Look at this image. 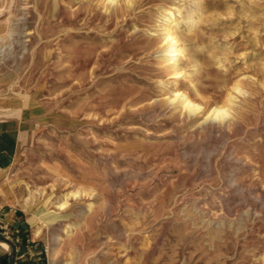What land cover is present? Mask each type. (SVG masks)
<instances>
[{"label":"rangeland","instance_id":"rangeland-1","mask_svg":"<svg viewBox=\"0 0 264 264\" xmlns=\"http://www.w3.org/2000/svg\"><path fill=\"white\" fill-rule=\"evenodd\" d=\"M17 1L9 40H0V118L34 123L6 182L32 232L41 229L34 238L45 264H264V0H203V22L181 29L184 69L200 63L193 84L179 78L183 90L197 102L194 84L206 99L237 81L246 92L237 125L213 137L192 135L188 113L167 100L174 78L162 58L163 14L187 0H136L129 9L121 0L118 11L60 0L58 17L39 0L42 20L35 0ZM72 11L75 20L62 24ZM78 189L87 194L57 220L27 201L57 202Z\"/></svg>","mask_w":264,"mask_h":264},{"label":"bare ground","instance_id":"bare-ground-1","mask_svg":"<svg viewBox=\"0 0 264 264\" xmlns=\"http://www.w3.org/2000/svg\"><path fill=\"white\" fill-rule=\"evenodd\" d=\"M24 1L26 3H29V0H24ZM42 1L44 3V8L45 7L47 8L46 10L49 13L48 14L49 17L51 15L57 16V14L59 13V10L61 9L60 0H42ZM90 1H92V0H90ZM11 2L12 3L6 7H3V5H0V12H1L0 13V15H1L0 16V31H1L0 40L2 42L9 40L8 36L10 34V31L12 30L11 27L13 26V20L15 17V15H14L15 8L14 7L18 1L12 0ZM101 2H102V4H104V7H107L108 10L110 7L113 6L112 9H115L116 11H118L119 7L122 6L121 0H101ZM187 2H188L189 7H187L186 9H179L178 11L176 10L177 12H174L171 10L170 11L165 10V12L167 11L166 15H164L165 13L163 14L165 24H163V32H162L163 38H162V40H163V44H165L166 47H165V50L163 51L164 55L162 58L164 60V64L166 63L169 65V70H170L169 72L172 75V77L174 78L172 80L173 90L170 91L171 95L167 98V100L171 102V105H173L174 108L179 109V107H180L181 109L185 110V112L188 113L187 115L189 117V121H188V123L184 122V124L187 125V127L189 126L188 129H190V130L195 128V130L193 132H191V133H193L192 135H195L198 132L205 134L207 137H213L215 135L217 136V135H222V134L226 135L227 133H229L231 131L232 126L235 127V125H237V122H234V117H235L234 113L236 112L235 104H236V100L238 98V95L244 93V89H243L241 81L235 82L230 88L224 89L221 92L219 97L212 98V99H206V98L202 97L200 95V92H199V87H197L196 84H194L193 88L196 91V94H198V96L201 97L202 102H197L192 97V95L189 92L183 90V86H181V84H179V78H184L187 76L190 77V80L193 84L194 81L192 80V76L197 74L200 71V63H199V59H197V58H192V61H191L192 66L194 68L192 71V74L190 72L187 73L186 70L184 69V66L182 65L183 58L186 57V55H187V50L185 49L184 43L182 41V39H183L182 35L183 34L181 32L182 31L181 29H183V27H187L189 29V31H192L193 29L198 28L199 25L203 22V18L206 14V10L208 7L207 3L203 2V0H187ZM123 3H125L126 8L129 9V8L134 7L136 0H123ZM260 7H262V6H260ZM3 8L6 11L8 9L9 13L4 14V12L2 11ZM41 8H42V6L40 4V1L35 0L32 9L35 10L37 16L42 20L43 19V12H42ZM106 12H107V10H106ZM71 13L72 14H71V16H69L70 18L68 20H66L67 19L66 17L62 18V20H61L62 24L66 23L67 21L72 22L75 20V17L77 16L78 11H72ZM39 18H38V20H39ZM246 18H248V17H246ZM162 23H161V26H162ZM70 35L72 37L80 36V34L76 33V32H71ZM40 36H41V34H40ZM255 39H256V37H255ZM254 41H256V40H254ZM17 43L19 45L23 44L22 42H19V40L17 41ZM192 46H194V45H192ZM199 48H201V47H199ZM199 48H197V49H199ZM210 51H212V50H210ZM215 59L216 60L214 63L217 64L218 67L221 68V70H224V69L226 70V68H225L226 66L224 65L223 59L220 58L219 56H215ZM90 61L91 60H87L86 63H88ZM55 116H58V115H55ZM198 116L202 117V121L199 123H196V121L194 120V117H198ZM61 118L65 119L63 116ZM262 175H263V172H260L259 173V179H261V181L263 183V187H264V177L262 178ZM234 185L237 187L238 184H234ZM238 187H240V189H245L243 186L238 185ZM82 194L86 195L87 193H86V191L78 189L76 191H72V192H68V193L64 194L63 197L57 202H52L50 200L49 202L45 201L42 203L40 200H37L38 198L36 196H33V195L31 196L30 199H27V201H29L28 204L31 207H35V208H37V210L40 211L41 219L51 221V220H57L58 217H61L63 212L69 208V206H70L69 200L70 199H77ZM91 208H92V206H90L88 211H91ZM79 212H81V210ZM40 233H41V229H37L33 234H34V236H39ZM64 233L66 235H69V234L73 233V230L71 229V227H66L64 230ZM56 241L58 243L62 242L63 238L61 236H58V237H56ZM55 252L59 253V248L55 249Z\"/></svg>","mask_w":264,"mask_h":264},{"label":"crops","instance_id":"crops-1","mask_svg":"<svg viewBox=\"0 0 264 264\" xmlns=\"http://www.w3.org/2000/svg\"><path fill=\"white\" fill-rule=\"evenodd\" d=\"M8 103L15 104L13 100ZM23 116L6 114L0 118V264H45L46 261L42 240L34 238L32 224L15 203L6 182L24 138L32 134L34 117L23 120Z\"/></svg>","mask_w":264,"mask_h":264}]
</instances>
